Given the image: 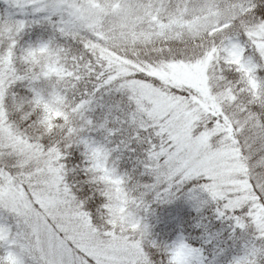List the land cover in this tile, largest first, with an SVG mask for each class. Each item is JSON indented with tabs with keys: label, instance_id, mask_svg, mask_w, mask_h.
Returning <instances> with one entry per match:
<instances>
[{
	"label": "snow or ice",
	"instance_id": "6c2138e0",
	"mask_svg": "<svg viewBox=\"0 0 264 264\" xmlns=\"http://www.w3.org/2000/svg\"><path fill=\"white\" fill-rule=\"evenodd\" d=\"M0 264H264V0H0Z\"/></svg>",
	"mask_w": 264,
	"mask_h": 264
},
{
	"label": "trees",
	"instance_id": "16d2710c",
	"mask_svg": "<svg viewBox=\"0 0 264 264\" xmlns=\"http://www.w3.org/2000/svg\"><path fill=\"white\" fill-rule=\"evenodd\" d=\"M167 211V209L165 208V209H158V212H161L162 214L164 213V212H166Z\"/></svg>",
	"mask_w": 264,
	"mask_h": 264
}]
</instances>
